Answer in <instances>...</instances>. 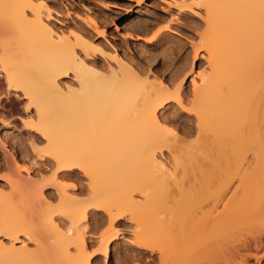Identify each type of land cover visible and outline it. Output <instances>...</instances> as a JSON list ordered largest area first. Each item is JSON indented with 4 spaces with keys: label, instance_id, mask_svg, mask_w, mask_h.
<instances>
[{
    "label": "bare ground",
    "instance_id": "obj_1",
    "mask_svg": "<svg viewBox=\"0 0 264 264\" xmlns=\"http://www.w3.org/2000/svg\"><path fill=\"white\" fill-rule=\"evenodd\" d=\"M175 1L181 6L192 5ZM196 1L202 9L196 16L203 27L193 47L200 51L205 71L196 73L199 81L190 78L193 93L188 100L181 88L186 72L165 82L142 75L115 51L105 54L113 66L101 70L86 59L94 47L80 30L56 31L44 20L50 11L45 0H0V72L4 80L0 90L18 91L34 109L25 125L41 140L30 144L31 152L50 165L47 175L28 186L22 183L25 179L21 174L25 171L26 177L30 175L27 166L8 158L9 193L0 188V264H92L96 254H107L110 242L117 237L115 219L121 216L136 229L135 250H157L160 264H212L201 260L202 249L198 251L196 245L209 230H218V234L209 236L211 240L202 236L204 255L220 249L223 257L235 258L233 263L247 264L249 254H244V249L257 248L264 238V0ZM86 18L97 28L94 19ZM68 72L77 80L76 86L62 82L61 77ZM170 101L196 118V135L190 144L183 139L185 146L158 114ZM257 122L262 139L255 140L256 148L249 142L254 139L247 140L255 148L254 163L243 161L245 168L241 161L237 163L244 175L230 191L233 159L244 158L248 149L239 136L245 128L252 132ZM161 148H166L171 164ZM248 166H259L261 171L251 175L246 171ZM209 167L211 174H217L211 177L207 172L204 178L202 170L210 171ZM74 169L87 181L85 197L68 191ZM199 170L202 178L196 176ZM188 171L192 172L189 176ZM249 176L254 177L251 180ZM46 184L55 188V201L45 194ZM246 185L255 188L241 193L239 189ZM199 189L205 192L201 197L208 195L213 200L202 221H196L190 213L193 209L186 206L192 196L198 197ZM227 192L230 195L226 196ZM168 200L182 202L175 206L178 211L181 206L180 211L185 210L176 219L180 225L168 215ZM151 211L159 217L145 225L142 216ZM98 212L106 221L98 234L97 248L90 253L84 236L86 216ZM163 213L177 230L171 222V228L164 226ZM254 217L259 218L255 221L260 230L250 238L253 241L237 238L235 233ZM19 235L31 241L32 247L25 239L17 245ZM150 235L159 242L156 246L144 240ZM164 244L172 249L168 251Z\"/></svg>",
    "mask_w": 264,
    "mask_h": 264
},
{
    "label": "rangeland",
    "instance_id": "obj_2",
    "mask_svg": "<svg viewBox=\"0 0 264 264\" xmlns=\"http://www.w3.org/2000/svg\"><path fill=\"white\" fill-rule=\"evenodd\" d=\"M174 1L173 0H45L47 5L50 7V11L48 13L49 15L46 14L48 16L46 17L44 15L45 17L43 18L56 31H61V30L67 31L69 29H74V30L76 29V30H80V32L86 38H89V40L93 43L94 48H91L88 50L86 59L93 61L94 64L101 70L105 68H106L105 70H107L109 66H113L111 59L108 58L109 56L108 55L106 56L105 54L115 51L118 55H120L127 61H130V63L139 72H141L142 75L148 74L150 77L156 76V78L162 81H165V82L175 77V75H179L180 73L186 72L184 75L181 88H183L182 91L184 92L185 97L188 100H191L192 93H193V87H192L190 78L194 77L196 81H199V78H198L199 76L197 75L198 72L202 73L205 71V61L203 60L202 57H200V53H199L200 51L198 49L197 51H195L193 47L194 45L198 43V34H199V31H201L203 27L202 26L203 22L201 18H199V16H196L198 13L199 14L202 13V9L198 5L195 4L196 0H183L188 4L189 3L192 4L190 6L177 5L175 4L176 1L175 2ZM87 16L94 19L97 25V28L96 26L92 25L88 21V19L86 18ZM98 46L101 48V50H105V51L101 53L97 51V49L99 48ZM78 54L80 56H83V54L79 51H78ZM61 79L64 85L65 83L66 85H69V86H76L77 84L76 82L77 80L73 78V75L70 74L69 72L66 75L62 76ZM3 81H4L3 74L0 72V85L1 83H3ZM9 92L6 91L5 93H2L0 90V188L3 190L1 191L4 194H8L10 190V186H9L10 181L8 182L9 179L6 177V173H7L6 165L9 163V161L11 162V158H14L23 167L27 166L26 167L28 168L27 172L29 173L28 174L26 173V174L27 175L30 174L29 175L30 177L29 176L26 177L25 171L21 172V174L23 173L22 178L25 179V181L22 183L25 185L26 184L28 185L30 181H32L30 183L34 184L33 183L34 179H36V181L34 180L35 182H37V180H40L42 176H45L48 174V171L50 168V165L45 160L34 157L33 153L31 152L30 146L32 145V143L33 142L39 143L41 140L40 136L37 133L30 131L28 127L25 125L26 120L34 114V109L30 105L27 104L26 99L22 97L21 93H19L18 91L13 92L12 90H10ZM186 105H190V104L187 103ZM158 111H159L158 114L160 115V117H162V119L166 122V124L169 125L176 132V134L178 135L177 138H180L178 140L180 141L182 139L181 141H183L184 139L185 141L186 139V142L190 144L191 143L190 141L196 135L195 134L196 133V126H195L196 118L194 114H192V112L190 111H187L186 109L179 107L175 102H172V101H170V104L167 103L165 104V106L160 107ZM254 125L252 127L250 126L252 128L251 129L252 132L248 133L247 129L245 128L246 131H244L243 134L239 136L241 140H243L244 142H247L245 145L248 146V149L246 147L247 152L245 153L246 156L244 158L240 157V158L233 159V165L231 169L233 174L231 173L232 175H230L232 179V182L230 181V184H231L230 189L231 187L234 188L233 185L236 186L242 180V177L244 175L243 168H238L237 163L239 161L244 163L243 161H247V160L248 162L251 161V163H254V160H252L253 157L255 156V154H253L252 152H254L253 150L256 148L255 147L256 144L254 145V143H258L259 142L258 139H262V133H261L262 128L260 124H259L260 128L256 125L254 127ZM248 138L251 140L254 139L253 142L249 140V142L254 145L255 147L254 149L251 148L253 147V145L248 143L247 141ZM255 140H258V142ZM179 141H178V144H179ZM181 141H180V144H181ZM184 141H183V144L185 146ZM248 144L252 146L250 147ZM249 149H252V151H250ZM161 152L163 155H165L169 163L171 160L168 159L169 156L166 151V148H161ZM8 158H9V161H8ZM244 164H243L244 165L243 167L244 168L245 166L247 167L246 165L247 163H244ZM258 168L260 167L259 166L258 167L248 166V168H246L247 169L246 171L254 175L261 171V169H258ZM201 170L198 171V175H196L197 177L201 175L200 173ZM209 170L210 171L202 170L203 171L202 176L204 178H205L204 175L207 172L208 173L206 175L211 176V177L214 176L215 173L217 174L215 169L212 170V172L215 171L214 174H211L210 167H209ZM73 172H74V177L69 180V182H71L72 184L70 183L71 186L68 188V191L72 193L73 195L76 194L75 196L77 197H85L87 193V185H86L87 181L85 177L83 176V174H81L77 169H74ZM190 173L192 172L188 171V176ZM202 176H200L199 178H202ZM251 177L249 176V179L252 180L254 176H251ZM238 178H239V181H238ZM30 183L29 185H32ZM178 183L176 182V184ZM183 184H181V186ZM248 185H246V187L249 188L248 190L244 186V188L242 187L241 189H239L240 192L243 189H246V190H243L246 192V191H250L251 188L252 189L255 188L253 186L251 187ZM46 186L44 187L45 194H49L51 196L50 200L55 201V198H56L55 188L49 184H46ZM173 187L174 186H171V188ZM168 189L169 188H167V191ZM174 190L175 188L172 191L173 193L175 192ZM203 190L205 189L203 188ZM203 190L198 191L201 195L200 194L198 195L197 193L196 195H198V197L195 196V198H193L194 196H192L193 199L192 198H191L192 200L190 199L191 202L189 200L187 202L188 204H186V206L189 205L188 207L189 208L191 207L193 209L191 210L190 213L192 217L194 216V219L196 221H199V218H201L200 219L201 221L202 219L203 220L205 219L204 217L205 213L211 208L212 206L211 203L213 202L212 198L210 196L208 197V195H207V198L205 199H204L205 195L201 197L205 193ZM210 190L212 191L213 188ZM232 190L233 189H231L230 191ZM179 191L181 192L182 190H179ZM172 192H169V193H172ZM228 192L226 196L230 195L229 194L230 192L229 193ZM162 194L164 193H161V195ZM179 195L181 196V194ZM179 195H178V198H179ZM174 196H176V194ZM237 197L239 198L238 194H237ZM201 198H203L202 201H201ZM168 201L170 202V203L168 202L170 206L168 207V209H170V212L172 214V215L171 214H168V215H170V218L171 216H173L176 221V219H179V215L184 210L183 209L182 212L180 211L183 208L182 206L179 211L175 207L179 205L181 200L180 202H177V203L171 200H168ZM259 202L260 204L262 203L261 201ZM197 204H200V205H197ZM200 207L202 208L203 212L200 210ZM165 208L166 207L164 206L163 209L165 210ZM157 209H155V211ZM254 209H257V208H254ZM249 211H250V208H249ZM148 213L142 216L144 217L145 225L153 224L152 222L153 220H155L154 216L155 217L158 216V214L155 215L153 211H151V213L149 214ZM250 213L252 212L250 211ZM163 214L165 215L164 218L167 221L164 226L170 227L169 222H171L172 224L171 226L177 230L178 227L176 228L175 224L173 226V223H172L173 220L171 219V221H169L168 215H166L165 213ZM183 215H180V216H183ZM146 217L148 218V220ZM247 217H249V215ZM251 217L253 216L251 215ZM255 217L254 219H251L253 221L252 222L250 221V223L248 221L249 219L247 218L248 219L246 221L247 223L245 222L247 225L243 224L244 226H242V229L240 228L237 231L238 233L237 232L235 233V236L237 238L244 237L245 239H247V241L249 240V242L253 241L251 240L254 238V236L252 235H255L260 230L259 229L260 227L258 228L259 225H257L256 223V221L258 222L259 218L256 219ZM105 221H106V216L102 212H98L95 214H89V213L87 214L86 226L84 229V233H85L84 236L88 244L87 249L89 252L90 251L92 252L93 250L97 248L98 234L100 232V229L104 228L103 226H105ZM176 223H177L176 225H180L178 224V221H176ZM114 225L117 229L116 232L118 231L117 237L114 238V240L110 242L109 249L105 256L96 254L95 257L91 258L90 261L92 264H139V263L140 264H145V263L160 264L158 261V257H157L159 256L157 255V252H156L157 250L151 253H149L145 249L135 250L134 244H133V232L136 229H134L135 227L133 223L126 216H123V218L122 216L116 218ZM217 231L218 230H209V233L208 231H205L207 232V234L206 233L202 234V236L203 238L206 237L205 240L207 239L211 240L215 238L214 236L218 234ZM19 236L21 237V235ZM202 236L201 238L199 237V240H200V241L198 240L199 244L196 243V245L199 246L198 251L200 247L203 250L201 246L202 245L201 242H203L204 239L202 238ZM209 236L210 237L212 236L213 238H210ZM20 237L17 242V245L20 244V240L25 239V237L23 236L21 238ZM173 239H175V237ZM176 239H178L176 240L177 243H180L181 238L179 237V235L176 237ZM135 240L137 239L134 237V242ZM144 240H146L149 243L151 242V244L153 242L155 246L156 244L159 243L158 241H156V238L152 235L145 237ZM25 242L27 243V245L32 247L33 244L31 241H28L27 239H25ZM177 243H175V245ZM176 246L178 247L179 244ZM257 246L259 248L258 247L256 248L255 246L254 248L249 247L248 249H244L243 251L244 254L245 253L249 254V256L247 255V258H246L248 261L247 264L248 263L249 264H264V238L262 239L260 246L259 245ZM163 247L167 250L169 249L168 251L172 249V245L170 246L169 244H164ZM202 250L199 251L200 253L202 252L200 254V258L203 256L201 260L205 259L204 261H206V263L210 262L212 264L213 263L214 264H219V263L228 264L229 262V264H237L236 261L233 263V259L235 260V258H232L231 260H229L228 258L223 257L225 255H222L223 253L221 252L220 249H216V251L213 250V252H209V253L207 251L208 254L206 253L205 255ZM138 251H142L143 254H137ZM253 254L256 255L257 258H259V260L256 261ZM134 255L135 256L137 255L138 257L137 256L135 257ZM145 258H149L150 260H148L147 262H143ZM236 258L239 259V257H236ZM175 263H178V262H175Z\"/></svg>",
    "mask_w": 264,
    "mask_h": 264
}]
</instances>
